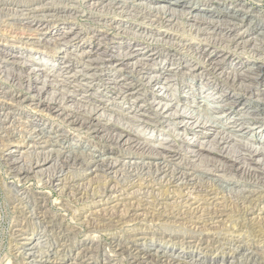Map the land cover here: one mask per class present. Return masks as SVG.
I'll use <instances>...</instances> for the list:
<instances>
[{
    "label": "rangeland",
    "instance_id": "374dc122",
    "mask_svg": "<svg viewBox=\"0 0 264 264\" xmlns=\"http://www.w3.org/2000/svg\"><path fill=\"white\" fill-rule=\"evenodd\" d=\"M101 1L0 0V92L4 91L11 94L17 93L19 95L26 94L24 87H19L16 83L10 84L8 78L11 77V75L25 76V72L29 71L27 69L35 67L47 69L45 66L41 65L47 59L50 61L49 64L52 63L56 66V68L52 70L53 73L57 75L61 74L60 72L63 71L64 60L60 57H63L67 53L70 58H74L73 62H76L75 64L73 63L72 66L73 72L75 71L79 73L76 77L78 87L74 90V93L72 92V94L67 97L69 98L68 105H72L74 108L73 112L77 109V112L75 111V113H79L78 111H85L84 107H88V109H98L105 113V116H103L104 118L100 117L101 119L99 118L97 122L94 121L91 123L90 127L88 126L87 128L81 129L78 127H71L61 119L54 118L53 115H47L45 112L37 111L27 103L14 105L11 110L12 112L6 111L8 101L0 95V264H22L21 260L15 256L17 245L20 243L17 233L18 230H20V226L28 220L30 212L34 209V203H36V201L38 203L42 202V198L45 199L44 204L51 215L53 214L58 217L59 221L63 222V226L65 228H73L76 231L73 235H71L64 252H61V257H67L70 261L76 257V254L84 246L89 247L92 250V253L88 254L90 256L89 259L91 264H131L132 260L130 257L126 258V256H117L113 254L111 252V245L114 244V242L118 243L119 241L120 243L127 244L130 241L138 240L135 243H137L142 250L149 249L151 251L159 250L162 252L166 248L174 249L175 255H181L182 257H185V259L187 258V260H190L192 257H198L200 260L205 261L206 264H210L211 262V264H220L223 260L222 254L227 251L223 250L224 252L222 251V254L215 255L211 252L201 253L198 249H189L190 244L193 243H190L191 239L188 237L185 238L186 243L181 242L176 244L175 241L172 242L173 244L169 243L162 239V236L170 235L172 232L163 230L164 226H161L158 223H149L146 224V226L141 227V224L131 219L128 223L116 228L100 227L98 230H90L84 224L76 221V216L78 217L81 215L79 217H89L92 213H98L105 207L113 205L111 201H108V198H106L102 193L95 194V192L90 189L89 195L82 198L76 197L75 199L68 195V191L66 194H60L58 188L48 185L46 180L43 179L41 174H39L41 168L37 169L35 173L29 174L26 179L19 176L16 172L9 170L12 160L19 159L22 154V161L17 164L18 167L22 166L24 162L26 164L28 160H32L40 153L46 154L52 152L54 156L59 154L60 158L58 159L61 161L58 163L60 165H64L62 164L64 159H66L64 157H81V163L83 161L82 164L80 162L70 164L69 168L65 167V172H69L68 177H72L71 180L73 179L77 185H81V189L82 187L88 189L87 185L97 179L96 173H94L95 170H100L102 168L100 166L101 159H106L111 163H117V170L119 168L125 170L126 167L127 172L123 173L119 169L117 172L121 173V175L118 173V175L114 176L115 179L113 177H111V180H107L105 178L101 179L103 181L100 182L97 189L102 190L104 186L107 187L108 190L111 188L118 189L117 191L119 194L115 195L118 200L116 203H133L140 196H145L144 200L148 199L149 197L144 194V192L148 193L151 191V196L153 198H149L148 202L157 200L154 202L155 206H158L162 211L165 210L163 207L169 202H181V198L175 196V194L178 196L180 192L178 193L174 191H180L181 189L177 187V185L175 186L174 184H169V176L166 177L165 180H161V178L154 175V172L151 170H146L148 171V174L145 171L146 173L141 175V173L135 172L130 168L132 163L134 167L138 166L141 168L142 165H147V163L158 164L162 163V161L164 162L163 156L156 154L158 153V150L161 149H165L166 152L173 155L171 158H167L169 167L172 170L175 168V170H177L179 168L178 173L180 171L184 173L188 172L190 175L194 174V177L191 176L190 178H196V181L190 183V181L187 180L184 185L186 188L183 187V189H186V191L190 193L194 190L203 191L206 189H214L216 186L219 188L220 186L221 188L223 186V188L226 189L234 187L235 191L256 189L258 188L257 186H261L255 182V178H253L254 181L252 182L250 179L247 180V177H242L241 174H236L235 172L225 173L222 170L217 169L216 166H213L212 163L209 162L211 160L221 159V161L223 160L224 162L220 163L225 165L226 163H229L230 160H234L238 157L239 154L236 153L235 149H232L233 147L228 149L229 152L231 149L230 154H227L226 151L219 152L220 148H218L217 145H214L215 136L219 133L218 128L215 127V131H208L204 126L212 120L213 122H216L218 127L221 126L222 128V126H228L233 123V120L236 119L238 112L245 110H249L250 112L255 109L253 105L244 109V103L247 101H251V103H253L254 100H248L247 96H243L235 89L230 87L228 88L224 79L206 73V70H209V68H207L209 63L213 62L218 64V66L224 69V72L229 73L231 71L230 73H233V64L243 63L247 65L256 64V62H258L264 65V56L259 58L254 56L249 50L242 51L236 49L234 50L233 47L227 48L219 44V41L214 40V38L216 39V37H218L217 35H210V39L207 38L209 41L207 39L205 40L206 36H201V38L194 37V34L190 35L187 28L184 30L185 24L177 29L174 27L170 29L166 25L165 27L150 25L151 23L156 24V21L150 22L151 19L147 16V18L141 15L135 17L132 14L128 15L121 13L122 7L119 6L126 3V7L131 8L134 3L136 5L144 4L149 7L157 6L156 3H160L159 5H166V3L170 0L155 2L154 0L151 2L150 0H117V3H119L118 6L115 5V2L112 0ZM108 1L113 2L114 4L109 5ZM184 1L187 4L196 6V8L190 12L191 16L194 14L196 15V13H200L201 15L209 14L207 10H212L210 13H219L225 11L226 9H237L240 11V4L244 5L245 3V7H248L252 11L251 16H254L250 18L253 20V24L251 26L253 27V25L258 24L260 26H264V24H262L264 23V0ZM101 7H103V10ZM123 8L125 9V7ZM127 8L126 10H129ZM178 9L184 10L183 7H179ZM256 16L257 18H255ZM206 18L210 21H214L215 23L218 20L217 18H214L216 19L214 20L208 16H206ZM124 22L128 23L127 27ZM248 22L250 23V20ZM240 26L241 27L237 28V30H239L237 34L242 33L241 35L244 36V34H247L245 31L248 26L246 24H241ZM137 28H139V30ZM166 31H169L168 33L170 35L167 34ZM222 32L227 33L226 30ZM229 33L232 34L233 32ZM254 33L251 35H245L244 39L250 36L256 37L258 30H255ZM58 36L61 38L69 36V38L63 40L59 38L60 40H58ZM162 38L163 40L161 41ZM159 40L161 42H157ZM165 41L170 44H178V41L190 42L196 47L201 48V50H199L200 56L202 55V58L204 59L201 60L199 56L194 53V50L193 52L192 50H188L191 52L186 51L185 54L188 56H183L185 57V60H189V62L186 61L187 67H184L183 71L178 74H183V72L186 71L187 74L184 76H176L175 79L173 78L168 85L171 90V92L169 91V94L173 96V98L172 96L171 98L174 104H178L180 107H186V105L189 107L195 106L192 110L197 112L196 117L200 123L193 124V122H190V125H188L189 130H186V127L184 128L177 118H158L155 114H153L155 111L153 110L154 108L152 109L151 106L146 107L145 101V103H143V100L134 101L136 99L128 95L124 98L122 97L123 95L120 96L121 94L118 88L113 86L114 80L112 79H115L116 77V80L118 81L120 79H127L126 77H122L116 71L118 70V67L115 65V61L116 56H118L119 53L127 54L130 53V51H133L135 52L132 54L133 56H137L138 54L136 59L139 58V60L149 63L150 69L147 70L149 76L157 74L160 72L161 68L164 69H161L163 72H165L169 67L171 68V65L169 66V64H174V60L177 59V56H175V59L174 56L173 58H165L164 56L167 55L168 51H166L167 53L165 52V55L163 54L161 56L160 54L154 56L155 58L149 56L153 48L165 45ZM213 42H215V44ZM126 44L131 45L130 47H125ZM166 46L169 45H165V47ZM68 48L70 49L66 50ZM139 48L140 50H137ZM95 49L100 50L99 54L104 53V51L106 52V50L109 49H112L111 51H114V53L107 52V57H103V60H97L96 58L98 55H95ZM163 49L164 48H162V50ZM176 50L173 51L175 52ZM174 52H172L171 55L175 54ZM9 53H14L17 57L25 58L20 61L23 65L17 64V58H11ZM90 56H92V58H90ZM180 57L181 56H179V58ZM99 58H101V56H99ZM94 59H96V61L92 62ZM169 59L170 61L167 62L166 60ZM178 61L182 62L181 60ZM190 62L192 66L190 65ZM242 66H236L235 68L240 70L242 69ZM94 70H99L100 72L104 71L106 74H109L107 76L105 75V77L103 75L97 77L95 82L93 79H86L85 76L91 77ZM193 70H197V72ZM201 70L205 71L202 76H200ZM48 73L49 72L47 71L45 74ZM87 74L89 75L87 76ZM82 75H84L83 78ZM58 78L61 79V76H58ZM84 79L88 82L91 81L88 84L89 87H86L87 84L84 83ZM262 81L263 85L258 88L264 92V74L262 76ZM124 82L128 83L130 81ZM159 82L161 85V83L166 82V80H164V78H160ZM138 85L139 84L136 83L134 86L141 89ZM157 86L154 87V93L157 96L159 94L161 97L164 92L159 91V86ZM212 90L215 91L214 96L216 99L211 98L209 100L211 103L203 102L204 100H208L206 95ZM48 98H50V96H48ZM235 99L238 102L233 103V101L235 102ZM215 100H219L218 102H221L220 106L224 108L221 112L220 110L213 109L215 105L213 102ZM194 101L195 103H193ZM80 104L82 108L78 107ZM180 107L179 109H181ZM134 108L140 112L136 113L135 110L133 111ZM242 108L244 110H242ZM258 111V113H254L256 116H253V119H251L247 125L248 129L244 132L238 131L240 130V127L234 128V138H237V142L235 141L237 146H240L238 145L240 142L250 144V142L254 139L264 140V106L258 109ZM8 112L10 113L8 117L5 118L3 114ZM70 112H72V110H70ZM139 114H144L143 118L138 116ZM205 122L207 123L205 124ZM34 128H43V131H45L43 135L49 137H47L44 141H35L37 144H35V142L29 143L31 138L29 137L28 132H30V129L32 130ZM93 129H100L101 131L97 132ZM122 133L127 134V137H130L131 139L127 145L123 146H121V144H116L112 139V137L116 134ZM192 138L193 141L190 143ZM187 139L188 141H186ZM136 140L146 142V146L149 144V149L146 148V150H139L135 145ZM203 142L204 144H202ZM208 146H212L213 152L208 150L210 149ZM200 147L204 148L201 149V152H203V155L205 156L203 158H205V160H200L193 154V151H198ZM240 149L242 150V148ZM10 152H13L14 158H7V155ZM24 154L26 156H24ZM188 154H190V157ZM220 163L218 162L219 165ZM51 164L52 167H50ZM53 165L54 162H50L43 169L56 172ZM143 168L144 167H142V169ZM63 178H65V182L68 181V179L66 180V177L60 176V179ZM201 180L204 181L202 182ZM148 184L150 185L148 186ZM261 188L264 189L263 186ZM262 191L264 192V190ZM132 193L137 195L131 196ZM18 194L25 197L28 196L29 198L26 202L17 201L16 199L19 197ZM154 198H156V200ZM35 199L37 200L35 201ZM219 201L221 202L222 200ZM170 207L165 211L166 213H171L173 210H175V213L179 212V210H184L180 206L177 208L173 207L174 209ZM149 208H151V206H149ZM257 209L261 211V216H264V201L257 205ZM91 217L93 219L95 218L94 220L98 221V223H104L106 221L97 215H95V217L92 215ZM161 224L164 223L161 222ZM178 228L183 227L180 226ZM140 229L143 231H140ZM146 230L149 233H147ZM164 233L165 235H163ZM175 234H179L178 231H175L172 236ZM144 236L145 238L147 237V239H143ZM52 243V247L46 246L48 249L45 250H49L51 248L52 251H56L59 248V244L56 243V241H52ZM260 257L261 256H257L255 258L256 261L252 264H264V257ZM245 260L246 259L242 258L239 254L235 257V264H247V260Z\"/></svg>",
    "mask_w": 264,
    "mask_h": 264
},
{
    "label": "bare ground",
    "instance_id": "6f19581e",
    "mask_svg": "<svg viewBox=\"0 0 264 264\" xmlns=\"http://www.w3.org/2000/svg\"><path fill=\"white\" fill-rule=\"evenodd\" d=\"M112 1L115 2V5L117 6L119 5V3H117L118 2L117 0H112ZM151 1L152 0H150V2ZM155 1H167V0H154V2ZM259 1H262V0H259ZM113 2H109V5L114 4ZM159 4L156 3L157 6L147 7L144 4L136 5L133 3L131 8H127L126 3H125L119 6L122 7L121 13L128 14V15L132 14L135 17L139 15L143 17L147 16V17H150L151 19L150 22L156 21V24L151 23L150 25H158V26H164V27L166 25L170 29L173 27L177 29L185 24L184 25L185 28L183 27L184 30L187 28L189 30L190 35L194 34V37L201 38V36H204V37L206 36L205 38L206 40L207 38L210 39L209 37L210 35L211 36L217 35L218 37H216V39L214 38V40L219 41V44L227 48L233 47L234 50L236 49V50H242V51L249 50L250 52L253 53L254 56H257L259 58L264 56L263 55L264 54V26H260L259 24L253 25V27L251 26L253 24V20L250 18L254 16H251L252 11L248 7H245V3L244 5L240 4V8H241L240 11L237 9L227 10L225 8L226 9L225 11H222L219 13L218 12L210 13L212 12V10H207L208 13L211 15L209 14L201 15L200 13H196V15L194 14L195 16L194 15L191 16L190 12L193 11L196 8V6L192 4L191 5L187 4L184 0H170L166 3V5L164 4L159 5ZM123 7H125V9ZM179 7H183L184 10H179L178 9ZM101 8L103 10V7ZM126 8L129 10H126ZM206 16L211 17L213 19L217 18L218 20L215 23L214 21L208 20ZM255 18H257V16ZM249 20H250V23L248 22ZM241 24L242 25L246 24L248 26L247 30L245 31V33L247 34H244V36L248 34L251 35L255 32V30H258L257 36L256 37L250 36L244 39V36L241 35L242 33L237 34L239 32L237 28L241 27L240 26ZM125 25L127 27L128 23L126 22ZM137 29L139 30V28ZM223 29L226 30L227 33L222 32L224 31ZM35 30H38V29H35ZM229 32L231 33L233 32V33L230 34ZM59 38L63 40V39L69 38V36L68 37L66 36L63 38L58 36L57 39L60 40ZM162 40L163 38L161 39V41ZM161 41L159 40L157 42H161ZM208 41H205V42H208ZM164 43L165 45H169V46L165 47V45H163V46H158L156 48H153L149 56L155 58L154 56L160 55V54L161 56L163 54L165 55V52L168 51V53L166 52L167 55L164 56L165 58L167 57L173 58L174 56V59H175V56H177V59H175L176 61L174 60L175 63L171 62L174 64H169V66L171 65V68L167 69L166 72H162L160 70V72H158L157 74L149 76L147 73V70L150 69L149 63L144 62L143 60H139V58L136 59L138 54L137 56H133L132 54L135 53L133 51L132 52L130 51V53H127V54L117 53L118 56H116L115 65H117L118 70L116 71L122 77H126L127 79H124V80L120 79L118 81L116 80L117 77L115 79L111 78L112 80H114L113 86L118 88L121 94L119 95L120 96L123 95L122 97L124 98L125 96L128 95V96L134 97L136 99L134 101L143 100V103L146 102V107L151 106L152 109L154 108L153 110L155 111L153 114H155L158 118H162V119H165V118L167 119L168 117L177 118V120L181 122L180 124L183 125L184 128L186 127L185 128L186 130H189L188 125H190V122H193V124L200 123V121L196 117L197 112L195 110H192V108H194L195 106L189 107L186 105V107H180V105L174 104L172 100L173 96L169 94V91L171 92V90L169 89L170 86H168L169 82H171L173 78L175 79V77L179 75L178 73L181 72L182 64L181 62L179 63V61L177 60H181L179 59V56H181L180 58H182V56L185 54L181 55V53L179 52H182L185 50L184 53H186L188 49H184L181 46H179L178 45L179 42L178 44L176 43L170 44L166 41ZM213 43L215 44V42ZM127 46L130 47L128 44H126L125 47ZM162 48L164 49L162 50ZM69 49L70 48L66 50H69ZM111 50L112 49H109V50H106V52L104 51V53L99 54L100 50L95 49V52H96L95 55H98V57L96 56L97 57L96 59L101 60L103 57H107V52L114 53V51L112 52ZM137 50H140V48ZM173 50H176L177 52L176 51L174 52ZM172 52H174L175 54L171 55ZM9 54L11 58L12 57L13 59L17 58V64L23 65L22 63H20V61L25 58L17 57L16 55H14V53H9ZM195 54L198 55L201 60H204L202 58L203 56L202 55L200 56L199 50H197ZM99 56H101V58H99ZM60 58L64 60V63H63L64 65H63V71L60 72L61 74L58 73L59 75L53 73L52 70H54L56 66L52 63L49 64L50 61H48V59L46 61L43 60L44 62L41 64L42 66H45L47 69L35 67V68L27 69L29 71L25 72L24 74L25 76L11 75V77L8 78L10 84L16 83V85L18 84L19 87L20 86L24 87V89L26 90V94L19 95L17 93L11 94V93H7L4 91L0 92L1 93L0 95L2 96V98L8 101L6 111H11L14 105H18L21 103H27L29 104V106L36 109L37 111L45 112L47 115H53L54 118L61 119L67 125L71 127H78L81 129L87 128L88 126L90 127L91 123H93L94 121L97 122L100 117L104 118L103 117L105 116L104 112L98 109H92V108L88 109V107H84L85 111L83 112L78 111L79 113H75L77 109L73 112L74 108L72 107V105H68L69 98L67 97L71 95L72 92L74 93V90L78 87L76 77L79 75V73L75 71L73 72L72 70L74 58H70V56H68L67 53L63 57H60ZM90 58H92V56H90ZM96 59L92 60V62H95ZM166 61L169 62L170 59ZM239 65H243L241 67L242 69L234 71L233 73H230L231 71L228 73V72H224V69L218 66V64L210 62L209 66L207 67L209 68V70H206V73L210 75H215V76H218L219 78L224 79L228 88L230 87L232 89L237 90L238 93L240 92L243 96H247L248 100H254L253 103H251V101L250 102L247 101L246 103H244L245 105L244 109H247L250 105H253L256 110L254 109V111H250V112L249 110L238 112L236 119L233 118L234 122L229 124L228 126H224V127L222 126V128L221 126L218 127L216 125V122L215 121L213 122L212 120H210L209 123L205 122V124L206 123L207 124L204 127L208 131H211V130L215 131V127L218 128L219 133H217L215 136L214 145H217L218 148H220V150L218 149L219 152L226 151L227 154H230L231 149H230V152L228 151V149L233 147L232 149H235L236 153L239 154L238 157L235 156L236 158L234 160H230L229 163H226L225 165L224 164L222 165L220 163V162L223 163L224 162L223 160L221 161V159H216V158H215L216 160H211L209 162H211L213 166H216L217 169H220L225 173L235 172L236 174H241L242 177H247V180L250 179L252 180V182L254 181L253 178H255L256 180L255 182L261 185V186H257L258 188L256 189L235 191L234 187L233 188L229 187L230 189H226V188H223V186L222 188L221 186L220 188L216 186L218 188L215 187L214 189H208V190L206 189L203 191L194 190L193 192L190 193L186 191V189H183V187H185L184 185L187 180L190 181V183L191 182L193 183L196 181V178H193V179L190 178L191 176L194 177L193 176L194 174L190 175L188 174V172L184 173L180 171L178 173L179 168L177 170H175L176 168L172 170L169 167L167 158H171L173 155H171V153L166 152L165 149L158 150V153H156L158 155L163 156L164 162L162 161V163H158V164L147 163V165H144V166L142 165V167H144L143 169L142 167L140 168L138 166L134 167L133 163L130 165V168L132 170H134L135 172L141 173V175L145 174L146 172L148 174V171L146 170H151L154 172L153 174L160 177L161 180H165L166 177L169 176L170 178L168 180L169 184H174L175 186L177 185V187L181 189L180 191L174 190L178 193L179 192L181 193V194L177 193L178 196L175 194L176 197L181 198V202L179 203H175L174 201H173L174 203L169 202L170 204L167 203L166 206L163 207L165 209L163 211L159 209L158 206H155L154 202L157 201L156 198H154L156 201L148 202L149 198H153L151 196L152 195L151 191H149L148 193L144 192V194H146L149 197L148 199H145L146 201L144 200L145 196L144 197L140 196L133 203L132 202L116 203V201L118 200L116 199L117 197L115 195L119 194V192L117 191L118 189L111 188L110 190H108V188L105 187L104 185H103L104 188H102V190L97 189L100 182L103 181L101 179L105 178L107 180H111L112 179L111 177L115 179L114 176L118 175L119 172L117 171H119V169L123 173L127 172L126 167H125V170H122L121 168L117 170L118 168L117 163H111L106 159H103V160L101 159V163L102 162L103 163L102 165L100 163V166L102 168L101 169L99 168L100 170L98 169L95 170L94 173H96L97 179L95 181L90 182V184L87 185L88 189L87 188L85 189L83 187L81 189V185H77V183H75L73 179L71 180L72 177L71 178L68 177L69 172L67 173L65 172V167L69 168L70 164H75L77 162L81 163L80 156H79L80 158L78 157L70 158V156L68 155L69 157H64L66 158L64 159V162H62V164L64 165H60L58 163L59 161H61L58 159L60 158L59 154L54 156L52 152H49L46 154L40 153V154H37V156L32 159L34 161L28 160L26 164L24 162L22 166L18 167L17 164H19L22 161V157H23L22 156L23 154H22L20 156L21 158L19 157V159L12 160L9 170H11L12 172H16L19 176H22V178L26 179L28 178L29 174L35 173L37 169L41 168L39 171L40 173L39 172L38 173L41 174V176L43 177V179L46 180V183L48 185L58 188V190L60 191V194H64V193L66 194V192L68 191V195H70L71 197L75 199L76 197L82 198V197L89 195L90 189L93 192H95V194L102 193L106 198H108L107 199L108 201H111L113 205H111L110 207H105L103 210L99 211L98 213H94V214L92 212L91 213L93 217L97 215L98 217L100 216L101 219L106 220L104 222L105 224L103 222H102L103 224L98 223V221L94 220L95 218L93 219L91 217L92 215H89V217H79L81 215H79L78 217L76 216V221L84 224L90 230H93V231L96 229L98 230L100 227L116 228L121 225H124L125 223H128V221L131 219L141 224V227L146 226V224H149V223L151 224L158 223L161 226H164L163 230L172 232L170 235L162 236L163 237L162 239L166 240L169 243H172L173 241H175L176 244H179L181 242L186 243L185 238L188 237L191 239L190 243H193V244H190L189 249H198L199 251H201V253L211 252L212 254H215V255L222 254L223 250L227 251V252L223 251L224 252V254H222L223 260L221 261L220 264H235V257L239 254L242 256V258H245L247 260V264H252L256 261L255 258L257 256L264 257V216H261L262 215L261 211L257 209V205L260 202L264 201V192L262 191L264 189L261 188L262 186L264 187V140L254 139L251 142L249 141L250 144L240 142L238 143V145L240 146H237V144L235 143L237 138L236 139L234 138L235 136L234 128L240 127V130L238 131L244 132L246 129H248L247 125L249 124L250 120L253 119V116L254 117L256 116L254 113H258L259 112L258 109L264 106V92L258 88L259 86L263 85L262 76L264 74V65L258 62H256V64H247V65L240 63ZM243 68H246V69H243ZM46 70L49 72L48 74H45L47 72ZM104 71L100 72L99 70L98 71L94 70L91 77L85 76V78L93 79V81L95 82L96 81L95 79H97V77H100L102 75L105 77V75L107 76L109 74V73L106 74ZM88 75L89 74H87V76ZM58 76H61V79H59ZM83 77L84 75H82V78ZM160 78H164L166 82H163L160 85L159 84ZM83 81H85L84 83L87 84L86 87H89L88 84L91 81L88 82L85 79ZM120 81H123V82H120ZM124 81H130V82L126 83ZM136 83L139 84L138 86L141 87V89L140 88L138 89L136 86H134ZM156 86L158 87V89H160L159 91L164 92V94L161 97L159 96V94L157 96L154 93L155 91L154 87ZM51 88H54V89H51ZM48 96H50V98H48ZM207 99L208 100H204V102L211 103V101H209V98ZM218 101L219 100H216V102L214 101L213 104L215 105L214 107L213 106L212 107L213 109L220 110L221 112V110L224 108L220 106L221 102H218ZM236 102L238 101H236L235 99V102L233 101V103H236ZM193 103H195V101ZM78 107L82 108L81 104L80 106L78 105ZM179 107L181 109H179ZM244 109L242 108V110ZM70 110H72V112H70ZM134 110L135 108L133 109V111ZM135 112L139 113L140 111L135 110ZM9 113L10 112L3 114L5 118L8 117ZM143 115L144 114H141V115L139 114L138 116H141L143 118ZM183 117H186V118H183ZM100 129H93V130L99 132L101 131ZM28 133H29V137L31 138L29 140V143H32V142L34 143L37 140H38L37 142L44 141L47 137H49V136L46 137L43 135L45 133V131H43V128H38V129L34 128L32 130L30 129V132ZM127 136L128 135L125 133L116 134L114 137H112V139L115 141L116 144H121V146H123V145H127L131 141L130 137L128 138ZM186 141H188V139ZM192 141H193V138L192 140H190V143ZM234 143L236 144V146ZM35 144L37 143L35 142ZM146 144H147L146 142H141L139 140L135 141V145L139 150H146V148L149 149L150 147L149 144L148 146H146ZM202 144H204V142ZM208 147L210 148L208 150L210 152H213L212 146H208ZM240 148H242V150ZM201 149H204V148L200 147L199 150L197 149L198 151L194 150L193 154L196 158L200 160H205V158H203L205 156L203 155V152H201ZM24 156L26 155L24 154ZM188 156L190 157V154H188ZM7 158H14L13 152H10L7 155ZM50 162L52 163L54 162L53 168L56 172H52L48 169H47L48 171L46 169H43ZM218 162L220 163V165L218 164ZM50 167H52V164L50 165ZM119 175H121V173H119ZM60 176L66 177V180L68 179V181L65 182V178L60 179ZM104 184L107 185L106 183ZM150 184H148V186ZM133 195H137V194L132 193L131 196ZM18 196L16 200L21 201V202H26L27 199L29 198L28 196L25 197L20 194H18ZM36 200L37 199H35V201ZM219 200H222V201L220 202ZM44 203H45L44 198H42V202L38 203L36 201V203H34L35 205L34 209L30 212V215L28 216L29 221L27 220L28 222L26 221L24 222V224L20 226V230H18V233H17L18 234L17 237L19 238L20 243L17 245L16 255H15L16 258L21 260L22 264H91L90 259H89L90 256L88 254L92 253L91 252L92 250L89 247L83 246L79 250V252L76 254V257L73 258V260L71 261L68 260L67 257H61V252L62 251L64 252L68 244V241L70 240L71 235H73L76 231L73 228H65L63 226V222L59 221L58 217H56L53 214L51 215V213L49 212V210H47ZM149 206H151V208H149ZM179 206L182 207L184 210L178 209L179 212L177 213L174 212L175 210H173V212L171 211V213L165 212L167 209H169V207L177 208ZM161 222H163L164 224H161ZM180 226H182L183 228H178ZM145 229H148V228H145ZM140 231H143V230L140 229ZM175 231H178L179 234H175L174 236H172V234L175 233ZM163 235H165V233ZM143 239H147V237L145 238L144 236ZM52 241L53 242L56 241V243L59 244V248L56 251H52L51 248L49 250H45V249H48L46 246L52 247L53 245ZM133 241H130L127 244L120 243V241L118 243L114 242V244L111 245V252L117 256L119 255L126 256V258L130 257L132 260L131 264H206L205 261L200 260L198 257L197 258L192 257L190 260H187V258L185 259V257H182L181 255H175L174 249L166 248L162 252L159 250H155V251H151L149 249L142 250L140 246H138V244L135 243L138 240H133Z\"/></svg>",
    "mask_w": 264,
    "mask_h": 264
},
{
    "label": "built area",
    "instance_id": "2783aa9c",
    "mask_svg": "<svg viewBox=\"0 0 264 264\" xmlns=\"http://www.w3.org/2000/svg\"><path fill=\"white\" fill-rule=\"evenodd\" d=\"M167 32V34H169L168 32L169 31H166ZM170 35V34H169ZM179 42V46H181L182 48H184V49H188V50H194L195 52L197 51V50H201V48L200 47H196L195 45H193L192 43H190V42H184V41H178ZM123 45V44H122ZM131 44H129V46H130ZM141 46V45H140ZM158 47V46H157ZM190 47V48H189ZM143 48V47H142ZM145 50V49H144ZM185 51V50H184ZM184 51L183 52H179V53H181V55L182 54H185L184 53ZM189 52H191V51H189ZM194 52V53H195ZM187 54H185L184 56H186ZM182 57V58H179V59H181V63H182V66H181V72L183 71V68L184 67H187L186 65V61H188L189 62V60H185V57ZM188 56V55H187ZM186 56V57H187ZM184 60V61H183ZM176 61V60H175ZM178 61V60H177ZM185 62V63H184ZM180 63V62H179ZM240 63H235V64H233V70L234 71H237L238 70V68H235L236 66H242V65H239ZM190 65H191V62H190ZM190 65H189V67H190ZM192 66V65H191ZM170 68V67H169ZM168 68V69H169ZM155 69V68H154ZM161 69H163V68H161ZM160 69V70H161ZM237 69V70H236ZM167 70V69H166ZM193 71H196L197 72V70H193ZM163 72V71H162ZM166 72V71H165ZM180 72V73H181ZM187 72V71H186ZM186 72H183V74H180V75H182V76H184L185 74H187ZM192 72V71H191ZM204 70H201V73H200V76H202L203 74H204ZM178 75V74H177ZM180 75H178V76H180ZM207 76H208V74H207ZM209 88V87H208ZM214 90H212V91H209V93H207V95H206V98H209V100L212 98V99H216L215 98V96H214ZM216 101V100H215ZM204 102V101H203Z\"/></svg>",
    "mask_w": 264,
    "mask_h": 264
}]
</instances>
